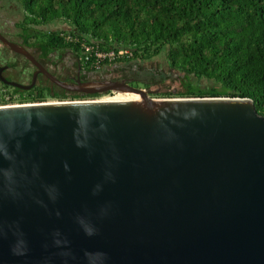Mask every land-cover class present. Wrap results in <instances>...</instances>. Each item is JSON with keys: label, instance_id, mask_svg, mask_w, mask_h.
<instances>
[{"label": "water", "instance_id": "obj_1", "mask_svg": "<svg viewBox=\"0 0 264 264\" xmlns=\"http://www.w3.org/2000/svg\"><path fill=\"white\" fill-rule=\"evenodd\" d=\"M53 85L143 99L0 105V264H264V115L250 97L156 98L125 80Z\"/></svg>", "mask_w": 264, "mask_h": 264}, {"label": "trees", "instance_id": "obj_2", "mask_svg": "<svg viewBox=\"0 0 264 264\" xmlns=\"http://www.w3.org/2000/svg\"><path fill=\"white\" fill-rule=\"evenodd\" d=\"M20 1L24 18L18 27L43 57L58 49L81 55L80 44L68 42L66 33L104 49L133 50L132 57L113 64L164 55L186 83L184 90L160 92V97H250L264 115V0ZM59 20L74 29H42ZM101 95L69 92L44 78L29 90L0 81V105Z\"/></svg>", "mask_w": 264, "mask_h": 264}, {"label": "flooded vegetation", "instance_id": "obj_3", "mask_svg": "<svg viewBox=\"0 0 264 264\" xmlns=\"http://www.w3.org/2000/svg\"><path fill=\"white\" fill-rule=\"evenodd\" d=\"M0 0V33L4 34L8 39L15 42L16 44L22 45L26 47L30 52L35 56V58L50 72L55 74L58 78L70 82V83H76L77 80L81 81H95V80H103V79H115V80H125L129 84L147 89L150 85L149 81H145L141 78V76H137L134 74H121L119 76H114L105 73V69H97L93 70L89 66L85 65L81 60V55L78 51H75L73 49H58L56 51H53L50 53V55L46 58L42 56V52L39 48H33L28 45V42L25 41L24 36L21 34V29L19 32V35H17V38L13 35L7 34V29L3 30L2 26L9 25L7 20V16H5V13L12 10L10 6L4 7V4ZM5 10V11H4ZM19 14H21V10L19 9L17 11ZM13 18V17H12ZM14 23V19L12 20ZM11 21V23H12ZM22 20L18 21L19 23ZM18 22H15L14 25L18 29L19 24ZM53 25V24H52ZM49 27V26H48ZM43 30H47L46 28H42ZM74 29L73 26H69L66 24L52 26V28L48 29L50 31H56V30H63L64 32H69ZM17 31V30H16ZM37 31H40V29ZM37 34H40V32H37ZM35 39V36H34ZM0 45L3 47L0 48V68L3 67L4 70L2 72L3 75L7 76L9 79H11L9 76L14 77L17 76L16 80L24 83H30L33 80V75L36 71H38V67L34 65L29 59H27L25 56L16 53L12 51L9 47L4 46L3 43L0 41ZM22 60L20 61L19 59ZM14 63H17V65L14 66ZM125 64V63H121ZM119 66V65H118ZM116 68V67H114ZM101 70V71H100ZM10 73H14L15 75H10ZM48 79L46 75L42 72L38 73L37 80L38 79ZM140 83L143 85L141 86ZM111 93V91L109 92Z\"/></svg>", "mask_w": 264, "mask_h": 264}, {"label": "rangeland", "instance_id": "obj_4", "mask_svg": "<svg viewBox=\"0 0 264 264\" xmlns=\"http://www.w3.org/2000/svg\"><path fill=\"white\" fill-rule=\"evenodd\" d=\"M2 1L4 7L10 6V8L12 9L9 12V14L8 12L5 13V16H7L6 22H8L9 25L2 26V29L3 30L7 29L8 35H13L14 37L17 38V35H19L20 32V28L23 26V24H20L21 22L19 23L18 21L23 20L24 14L23 12H21V14L17 12L19 9L22 11L23 9L22 3L20 0H2ZM13 19H14V23L18 22L20 28L18 29L16 28V26L12 21ZM63 23L64 22L59 20L52 23L53 25L51 24L49 27L45 26L43 28L50 29L54 25H57L59 27V25H62ZM2 47L3 46L0 45V48ZM19 60L21 61L22 59L20 58ZM102 69H105V73L114 76H119L121 74H125V75L134 74L137 76H141V78L144 79L145 81H149L150 85L148 86V90L152 91V95L156 98H182V97H160L158 93L166 92V91H174V92L182 91L184 90V86L186 83L185 75L183 73L171 69L164 55H160L158 57H155L154 59H149L144 61H133L127 64L110 63L105 66L103 65L101 70ZM10 75H15V74L10 73ZM9 77L11 79H15L17 76L15 75L14 77L12 76ZM140 85L142 86L143 84L140 83ZM119 94H122L123 96L129 95V93L111 92V93H105L98 97L84 98L79 100H95V99H101L103 97H113ZM71 100L74 99H66L63 101H71ZM48 101H62V100L50 98L46 102Z\"/></svg>", "mask_w": 264, "mask_h": 264}, {"label": "built area", "instance_id": "obj_5", "mask_svg": "<svg viewBox=\"0 0 264 264\" xmlns=\"http://www.w3.org/2000/svg\"><path fill=\"white\" fill-rule=\"evenodd\" d=\"M65 35V34H64ZM65 39L68 42H74L80 44L81 60L82 62L92 69H101L106 62H114L125 57H132L133 50L130 48H102L98 43H90L86 40H82L76 35L67 34ZM10 97L8 96L7 99ZM46 102V101H44ZM36 103V102H35ZM43 103V102H42ZM19 104V103H15ZM8 104V105H15Z\"/></svg>", "mask_w": 264, "mask_h": 264}, {"label": "bare ground", "instance_id": "obj_6", "mask_svg": "<svg viewBox=\"0 0 264 264\" xmlns=\"http://www.w3.org/2000/svg\"><path fill=\"white\" fill-rule=\"evenodd\" d=\"M144 96L140 94H129L127 96H123L122 94H119L117 96L113 97H103L102 100H123V99H143Z\"/></svg>", "mask_w": 264, "mask_h": 264}, {"label": "crops", "instance_id": "obj_7", "mask_svg": "<svg viewBox=\"0 0 264 264\" xmlns=\"http://www.w3.org/2000/svg\"><path fill=\"white\" fill-rule=\"evenodd\" d=\"M2 2V1H1ZM22 12H23V9H22ZM24 14V13H23Z\"/></svg>", "mask_w": 264, "mask_h": 264}]
</instances>
